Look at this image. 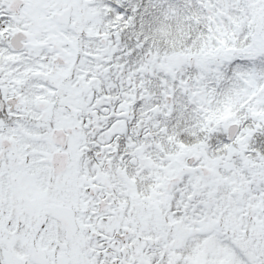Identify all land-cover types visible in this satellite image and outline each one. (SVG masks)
<instances>
[{
    "label": "snow or ice",
    "instance_id": "snow-or-ice-1",
    "mask_svg": "<svg viewBox=\"0 0 264 264\" xmlns=\"http://www.w3.org/2000/svg\"><path fill=\"white\" fill-rule=\"evenodd\" d=\"M0 264H264V0H0Z\"/></svg>",
    "mask_w": 264,
    "mask_h": 264
}]
</instances>
